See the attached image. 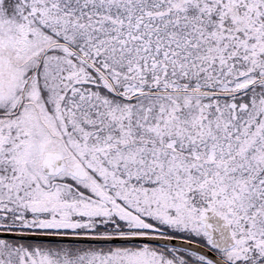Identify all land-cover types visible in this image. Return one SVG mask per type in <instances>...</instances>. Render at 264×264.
I'll list each match as a JSON object with an SVG mask.
<instances>
[{
	"label": "snow or ice",
	"instance_id": "6c2138e0",
	"mask_svg": "<svg viewBox=\"0 0 264 264\" xmlns=\"http://www.w3.org/2000/svg\"><path fill=\"white\" fill-rule=\"evenodd\" d=\"M0 264H264V0H0Z\"/></svg>",
	"mask_w": 264,
	"mask_h": 264
}]
</instances>
